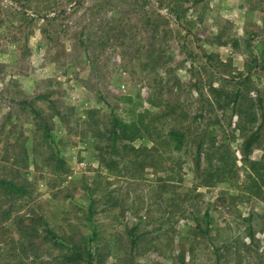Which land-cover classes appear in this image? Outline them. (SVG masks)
Here are the masks:
<instances>
[{"label":"rangeland","instance_id":"1","mask_svg":"<svg viewBox=\"0 0 264 264\" xmlns=\"http://www.w3.org/2000/svg\"><path fill=\"white\" fill-rule=\"evenodd\" d=\"M0 180V264H264V0H0Z\"/></svg>","mask_w":264,"mask_h":264},{"label":"trees","instance_id":"2","mask_svg":"<svg viewBox=\"0 0 264 264\" xmlns=\"http://www.w3.org/2000/svg\"><path fill=\"white\" fill-rule=\"evenodd\" d=\"M120 101L130 104L133 102V98L131 96L123 95L120 97ZM111 121L112 122L110 123V127L107 130L108 139L111 140V144H110L111 147H113L116 141L119 139L133 140L137 137H142L143 136L142 130L146 128V125H143L142 123L139 124L136 122H124L119 117H113ZM171 135L173 137L172 142L175 143L177 147H180V145L183 142V134L179 133L178 131H172ZM258 136L259 134L256 131L252 133L251 136L244 142V147L248 153H250L252 143L256 139H258ZM197 163L198 164L200 163V156H198L197 158ZM0 185L7 187V188L14 187V184L12 182H7L4 180H0ZM89 257L90 259L93 257L91 251L89 252ZM82 258H83V255H81L80 253L76 254L72 258L68 257V259H71V260H79Z\"/></svg>","mask_w":264,"mask_h":264}]
</instances>
